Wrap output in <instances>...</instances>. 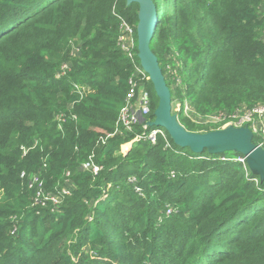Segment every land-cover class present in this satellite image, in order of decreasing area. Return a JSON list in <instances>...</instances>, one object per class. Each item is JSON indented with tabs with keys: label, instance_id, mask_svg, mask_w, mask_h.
I'll return each mask as SVG.
<instances>
[{
	"label": "trees",
	"instance_id": "trees-1",
	"mask_svg": "<svg viewBox=\"0 0 264 264\" xmlns=\"http://www.w3.org/2000/svg\"><path fill=\"white\" fill-rule=\"evenodd\" d=\"M153 2L150 48L181 125L218 129L193 116L264 104V0ZM137 11L0 0V264H264V180L241 154L192 153L162 128L151 142L159 127L119 125L140 85L146 120L157 104L136 69Z\"/></svg>",
	"mask_w": 264,
	"mask_h": 264
},
{
	"label": "water",
	"instance_id": "water-1",
	"mask_svg": "<svg viewBox=\"0 0 264 264\" xmlns=\"http://www.w3.org/2000/svg\"><path fill=\"white\" fill-rule=\"evenodd\" d=\"M127 4L137 3L136 23V55L142 71L151 82L157 104L153 110V119L148 126L163 128L173 143L179 147H187L192 153L210 155L226 151L239 153L244 157L249 171L264 180V148L253 142V132L247 126L227 124L218 129L205 132L187 130L172 111L170 89L159 66L157 56L150 48L155 25L158 22V9L153 0H126Z\"/></svg>",
	"mask_w": 264,
	"mask_h": 264
},
{
	"label": "built area",
	"instance_id": "built-area-1",
	"mask_svg": "<svg viewBox=\"0 0 264 264\" xmlns=\"http://www.w3.org/2000/svg\"><path fill=\"white\" fill-rule=\"evenodd\" d=\"M119 42L121 48L128 53L130 57H132L131 50L134 45L133 41V29L127 24L125 21L121 23V34L119 36ZM62 68H67L66 65H63ZM137 70L142 71L141 67H136ZM143 72V71H142ZM144 73V72H143ZM145 74V73H144ZM148 79V78H147ZM136 103L127 102V104L120 110L118 123L121 127L126 130H131L135 124L143 122V127L148 126L146 122L148 120L145 119L147 114L149 113V94L147 90L143 86H139L136 93ZM135 95V91H131L128 95L129 98ZM185 109L188 110V113H192V108L186 104ZM187 112V111H186ZM141 117V120H139ZM193 119L197 122L203 124H215L220 125L221 127L232 124L234 126H243L247 125L253 132V134H259L264 138V104H256L252 107H239L232 112L219 111L205 117L193 116ZM161 127L157 129H152L146 136L151 142L155 141L156 134H162ZM163 129V128H162ZM240 161L243 162L242 158H239ZM85 168L92 167L91 164L86 163L83 165ZM93 171L97 170V167H92ZM63 194H68L69 191L67 189L62 190ZM51 200L57 202L55 196L50 197ZM170 212V208L166 211V213Z\"/></svg>",
	"mask_w": 264,
	"mask_h": 264
},
{
	"label": "crops",
	"instance_id": "crops-1",
	"mask_svg": "<svg viewBox=\"0 0 264 264\" xmlns=\"http://www.w3.org/2000/svg\"><path fill=\"white\" fill-rule=\"evenodd\" d=\"M139 120H141V117H139ZM124 146H127L126 148H124ZM130 147V143H125L123 145H121V152H126L128 150V148Z\"/></svg>",
	"mask_w": 264,
	"mask_h": 264
},
{
	"label": "rangeland",
	"instance_id": "rangeland-1",
	"mask_svg": "<svg viewBox=\"0 0 264 264\" xmlns=\"http://www.w3.org/2000/svg\"><path fill=\"white\" fill-rule=\"evenodd\" d=\"M177 106H178V105L176 104L174 107L177 109ZM175 108H173V112H174ZM186 111H187V112H186ZM185 112L188 113V110L185 109ZM199 123H200V122H199ZM262 123L264 124V121H262ZM262 129H264V127H263Z\"/></svg>",
	"mask_w": 264,
	"mask_h": 264
}]
</instances>
